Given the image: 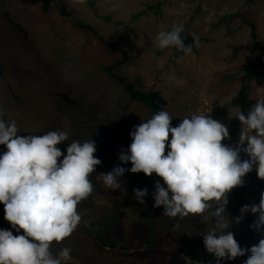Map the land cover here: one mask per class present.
I'll list each match as a JSON object with an SVG mask.
<instances>
[{
  "label": "rangeland",
  "instance_id": "obj_1",
  "mask_svg": "<svg viewBox=\"0 0 264 264\" xmlns=\"http://www.w3.org/2000/svg\"><path fill=\"white\" fill-rule=\"evenodd\" d=\"M62 1L69 17L43 13L38 0H0V111L5 121L14 120L22 136L66 132L68 140L58 145L62 157L67 143L92 139L94 155L101 161L89 175L93 191L77 205L81 221L62 246L71 249L75 264H200L183 253L191 250V235L213 229L215 221L207 210L183 218L164 216L152 198L155 182L163 186V181L155 174L130 173L131 164L118 160L131 143L129 133L154 115L131 101L124 85L158 93L166 102L162 110L178 124L205 113L228 129L238 111L233 101L246 67L254 63L264 73V0ZM174 24L194 38L187 45L191 51L179 57L172 56V48L156 46L157 34ZM122 51L127 60L112 69L111 78L105 69L123 61ZM169 75L175 80L169 81ZM250 98L264 99V76L251 81ZM245 156L241 151V160ZM115 166L126 171L119 189L112 191L99 174ZM260 182L262 188L248 198L249 206L259 204L264 180ZM145 188L148 194L139 204L133 189ZM225 211L230 220L240 215L232 207ZM244 217L229 231L247 249L261 234L248 227ZM118 222V251L99 254L97 231L117 227ZM0 229L17 234L4 220L2 204ZM56 245L50 246L54 256ZM246 259L247 254L233 261L244 264Z\"/></svg>",
  "mask_w": 264,
  "mask_h": 264
},
{
  "label": "clouds",
  "instance_id": "obj_2",
  "mask_svg": "<svg viewBox=\"0 0 264 264\" xmlns=\"http://www.w3.org/2000/svg\"><path fill=\"white\" fill-rule=\"evenodd\" d=\"M182 32L183 26L175 24L160 31L156 46L189 53L191 47L184 44ZM168 80L175 77L169 75ZM235 119L241 130L235 146H229L222 144L229 139L226 125L210 114H192L172 127L171 116L161 110L134 127L129 133L131 143L118 160L131 164L130 173L155 174L163 181V186L155 182L152 198L153 207H163L164 216L183 218L207 210L215 223L203 235V244L217 264L246 254L244 264H264V192L258 205L242 206L234 220L225 211L228 194L243 186V178L254 166L257 178L264 180V99H258L247 114L238 110ZM67 140L64 131L22 136L16 122L5 121L0 111V146L6 149L0 152V204L4 220L17 233L0 229V264H62L71 259L70 248L63 247L54 256L50 246L68 238L80 223L77 205L93 191L89 175L101 161L94 155L92 139L67 143L62 157L58 145ZM241 151L248 159L241 160ZM125 171L115 166L99 176L106 187L117 191ZM133 193L143 204L148 190L133 189ZM246 213L256 216L249 227L261 234L258 243L247 249L229 231Z\"/></svg>",
  "mask_w": 264,
  "mask_h": 264
},
{
  "label": "trees",
  "instance_id": "obj_3",
  "mask_svg": "<svg viewBox=\"0 0 264 264\" xmlns=\"http://www.w3.org/2000/svg\"><path fill=\"white\" fill-rule=\"evenodd\" d=\"M41 5V10L45 14H49L53 11H56L58 16L61 18L69 17L70 14L66 10V6L62 0H38ZM78 28L83 29L85 32H90V28L83 26L81 24L78 25ZM184 44L190 45L191 43H194V38H192L190 35L186 34L185 32L181 33ZM251 38L256 39V36L254 34V31L251 33ZM255 47H258V43H255ZM110 49L115 50L112 46H110ZM123 56V61L116 63L113 67L105 69V72H107L108 76L111 78H114V74L112 73V69L117 68L118 66L122 65L124 61L127 60L126 53L124 51L121 52ZM183 54L182 51H179L175 48H172V56L173 57H179ZM264 76V73H261L259 71L258 65L254 63H249L244 71V75L241 77L240 80V89L236 94V97L233 101V104L238 108L239 111L243 112L244 114H247V112L250 110L252 106L255 105V101H253L250 98V83L254 78ZM126 91L130 95V99L133 102H137L140 105L144 106L146 109H148L152 114H156L157 112L161 111L162 108L166 105V102L160 97L158 93L154 92H147V93H141L136 91L132 86L125 84L124 85ZM172 127H176L178 123H176L175 120H171L170 122ZM241 126L238 122V120L234 119L231 123V126L228 128L229 133V139L226 141H222L223 144H228L229 146H234V144L237 143L238 137L240 134ZM3 149H0V152H3ZM247 159V156L244 157ZM244 183L242 187H237L228 194V203L226 208L232 207L234 208V211H239L240 208L244 205H249L248 198L255 196L258 192V190H261L262 185L260 182V179L257 178L256 172H255V166L253 171L246 174V176L243 178ZM254 215L252 214H245L244 217V223L249 227V225L253 224L254 221ZM116 225L113 224V227L109 229L101 228L99 231H97V248L99 254H110L113 255L118 251L116 249L117 240H120L122 238V232L120 231V225L119 222L117 224V230H115ZM203 235L194 233L191 235L193 237V240L191 241V250L188 252H184L183 254L185 257L189 258L192 262H197L200 264H217L215 258L206 252L204 244H203ZM74 236L72 233L69 237ZM68 238H65L61 243H57L55 250L56 254L59 253L60 249L63 248L62 245H64ZM149 245V244H147ZM151 246V245H150ZM136 249H140L136 248ZM72 256V251L70 253ZM225 260V261H224ZM220 261V264H237L233 260L229 261L227 259H224ZM77 262V261H76ZM62 264H75L74 261L68 260L67 262H63Z\"/></svg>",
  "mask_w": 264,
  "mask_h": 264
}]
</instances>
